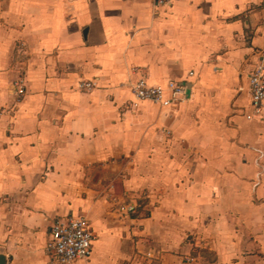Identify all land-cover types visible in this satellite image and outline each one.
Returning <instances> with one entry per match:
<instances>
[{
  "label": "crops",
  "instance_id": "0c3cea01",
  "mask_svg": "<svg viewBox=\"0 0 264 264\" xmlns=\"http://www.w3.org/2000/svg\"><path fill=\"white\" fill-rule=\"evenodd\" d=\"M258 54L264 0H0L6 264H51L70 213L96 235L70 264H264V108L244 114ZM140 77L188 97L135 101Z\"/></svg>",
  "mask_w": 264,
  "mask_h": 264
},
{
  "label": "built area",
  "instance_id": "2783aa9c",
  "mask_svg": "<svg viewBox=\"0 0 264 264\" xmlns=\"http://www.w3.org/2000/svg\"><path fill=\"white\" fill-rule=\"evenodd\" d=\"M173 0H151L154 12L170 6ZM192 75L193 72H190ZM248 80V119L261 116L264 108V60L258 54L252 60L247 72ZM14 93L21 95L25 85L21 79L13 83ZM93 80H82L79 88L90 91L95 87ZM243 87H240L242 90ZM188 88L184 81L170 79L166 83H150L144 77L138 78L131 86L135 101L149 100L162 108L175 106L188 97ZM95 233L88 217L84 213H70L53 218L45 243V253L51 264H70L76 260H87L93 252Z\"/></svg>",
  "mask_w": 264,
  "mask_h": 264
},
{
  "label": "water",
  "instance_id": "95a60500",
  "mask_svg": "<svg viewBox=\"0 0 264 264\" xmlns=\"http://www.w3.org/2000/svg\"><path fill=\"white\" fill-rule=\"evenodd\" d=\"M185 84L187 85L188 90H190V83L185 82ZM188 90H187V91H188ZM187 93H188V92H187ZM0 264H6V259H5V257H4L3 254H0Z\"/></svg>",
  "mask_w": 264,
  "mask_h": 264
},
{
  "label": "rangeland",
  "instance_id": "374dc122",
  "mask_svg": "<svg viewBox=\"0 0 264 264\" xmlns=\"http://www.w3.org/2000/svg\"><path fill=\"white\" fill-rule=\"evenodd\" d=\"M200 241H201V239H200ZM193 252H194V253H192V254H198V252H200V251H198V249H196V248L193 246Z\"/></svg>",
  "mask_w": 264,
  "mask_h": 264
}]
</instances>
